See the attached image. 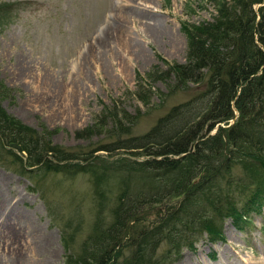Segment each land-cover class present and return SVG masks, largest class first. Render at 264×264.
<instances>
[{
    "label": "trees",
    "instance_id": "16d2710c",
    "mask_svg": "<svg viewBox=\"0 0 264 264\" xmlns=\"http://www.w3.org/2000/svg\"><path fill=\"white\" fill-rule=\"evenodd\" d=\"M208 1L215 10L212 20L182 27L184 63L136 78L133 95L145 108L150 83L164 82L163 97L189 85L198 88L144 134L128 135L138 112L130 116L116 108L108 111L113 123L108 142L92 150L68 149L52 145L51 132L25 127L0 107V150L17 161L20 175L34 168L70 179L86 173L91 179L97 200L92 225L76 251L62 239L64 264H165L183 248L192 250L201 234L208 243H224V220L238 232L249 230L250 214L264 199V0ZM12 10L0 6V25ZM171 77L173 83L165 84ZM8 93L0 81V104ZM108 117L103 114L75 136H92ZM96 152L123 156L103 160L99 169L93 165L100 161ZM236 165L246 174L244 181L231 179ZM234 189H250L249 195L238 200ZM112 190L104 220V197ZM173 202L177 205L168 207ZM163 206L146 223L148 212ZM163 243L172 257L156 258Z\"/></svg>",
    "mask_w": 264,
    "mask_h": 264
},
{
    "label": "rangeland",
    "instance_id": "374dc122",
    "mask_svg": "<svg viewBox=\"0 0 264 264\" xmlns=\"http://www.w3.org/2000/svg\"><path fill=\"white\" fill-rule=\"evenodd\" d=\"M7 4L13 10L0 25V81L9 98L0 107L25 127L51 132L52 145L75 150L103 145L113 124L108 111L116 108L130 116L138 112L128 135H142L198 90L189 85L163 97L164 82L147 83L152 97L146 108L133 95L136 78L184 63L182 27L212 20L215 10L208 0H0V6ZM103 114L108 118L92 136H75ZM122 154L96 152L100 161L94 168ZM18 169L0 150V264H64L62 239L76 251L92 225L97 200L91 179L86 173L70 179L34 168L22 176ZM230 172L232 180L244 181L239 166ZM249 190L233 194L242 200ZM114 194L104 197V220ZM164 210L148 212L146 223ZM249 223V230L238 232L224 220V243H208L201 234L192 250L172 257L163 243L155 256L169 254L165 264H264V199Z\"/></svg>",
    "mask_w": 264,
    "mask_h": 264
},
{
    "label": "bare ground",
    "instance_id": "6f19581e",
    "mask_svg": "<svg viewBox=\"0 0 264 264\" xmlns=\"http://www.w3.org/2000/svg\"><path fill=\"white\" fill-rule=\"evenodd\" d=\"M211 261V260H210ZM213 262V261H212Z\"/></svg>",
    "mask_w": 264,
    "mask_h": 264
}]
</instances>
